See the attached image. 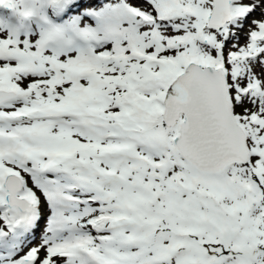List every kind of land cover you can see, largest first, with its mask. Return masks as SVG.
Here are the masks:
<instances>
[{"label":"snow or ice","instance_id":"6c2138e0","mask_svg":"<svg viewBox=\"0 0 264 264\" xmlns=\"http://www.w3.org/2000/svg\"><path fill=\"white\" fill-rule=\"evenodd\" d=\"M65 2L0 0V264H264V0Z\"/></svg>","mask_w":264,"mask_h":264},{"label":"bare ground","instance_id":"6f19581e","mask_svg":"<svg viewBox=\"0 0 264 264\" xmlns=\"http://www.w3.org/2000/svg\"><path fill=\"white\" fill-rule=\"evenodd\" d=\"M109 2V1H108Z\"/></svg>","mask_w":264,"mask_h":264}]
</instances>
